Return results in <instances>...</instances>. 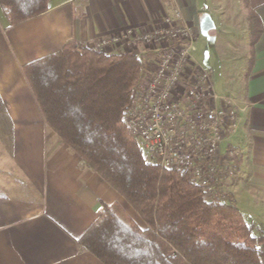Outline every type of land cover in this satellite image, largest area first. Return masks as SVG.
Instances as JSON below:
<instances>
[{
  "label": "crops",
  "instance_id": "obj_1",
  "mask_svg": "<svg viewBox=\"0 0 264 264\" xmlns=\"http://www.w3.org/2000/svg\"><path fill=\"white\" fill-rule=\"evenodd\" d=\"M177 1L195 33L205 15L215 24L206 0ZM239 1L246 59L242 93L228 95L239 110L224 144L240 151L239 178L228 198L243 213L245 202L264 205V0ZM171 11L172 0H48L45 12L11 25L0 8V264H103L77 245L103 205H119L145 227L123 197L49 128L23 66L68 42L88 47L129 27L151 29ZM252 25L260 31L253 45ZM203 66L212 79L213 69ZM254 222L264 228L262 217Z\"/></svg>",
  "mask_w": 264,
  "mask_h": 264
},
{
  "label": "trees",
  "instance_id": "obj_2",
  "mask_svg": "<svg viewBox=\"0 0 264 264\" xmlns=\"http://www.w3.org/2000/svg\"><path fill=\"white\" fill-rule=\"evenodd\" d=\"M0 8L13 25L45 12L48 0H0ZM254 25L251 45L260 32ZM23 71L49 128L145 224L119 205H103L77 239L80 250L103 264H264L259 225L229 200L210 201L188 176L162 168L126 131L123 116L143 71L137 50L95 52L72 41Z\"/></svg>",
  "mask_w": 264,
  "mask_h": 264
},
{
  "label": "built area",
  "instance_id": "obj_3",
  "mask_svg": "<svg viewBox=\"0 0 264 264\" xmlns=\"http://www.w3.org/2000/svg\"><path fill=\"white\" fill-rule=\"evenodd\" d=\"M195 39L194 27L172 0L171 13L151 29L129 27L88 47L147 50L148 56H140L136 99L123 116L126 131L162 168L188 176L210 201H227L239 178L232 163L240 151L224 143L235 131L239 107L231 96L215 92L209 69L191 54Z\"/></svg>",
  "mask_w": 264,
  "mask_h": 264
},
{
  "label": "rangeland",
  "instance_id": "obj_4",
  "mask_svg": "<svg viewBox=\"0 0 264 264\" xmlns=\"http://www.w3.org/2000/svg\"><path fill=\"white\" fill-rule=\"evenodd\" d=\"M239 2V0H206V9L211 13L215 23L214 31L211 35L204 36L198 30L191 48L192 56L199 63L213 69L211 80L214 83V90L236 98L242 93L240 73L246 59L244 50L247 45L244 10ZM86 48L95 52H111L108 51L109 48L103 50ZM123 50H137L139 57L148 56L147 50L141 45L138 48L128 46ZM141 79L139 82L142 81ZM254 205L258 207L256 210L253 208ZM241 209L243 215L252 213L251 218L244 215L247 222H254L258 217L264 220L263 204L261 206L254 202H245L241 204ZM261 228L264 230L262 226ZM262 229H255L254 233Z\"/></svg>",
  "mask_w": 264,
  "mask_h": 264
},
{
  "label": "water",
  "instance_id": "obj_5",
  "mask_svg": "<svg viewBox=\"0 0 264 264\" xmlns=\"http://www.w3.org/2000/svg\"><path fill=\"white\" fill-rule=\"evenodd\" d=\"M214 27V24L209 15H205L199 22V31L202 35L207 36L208 31Z\"/></svg>",
  "mask_w": 264,
  "mask_h": 264
}]
</instances>
